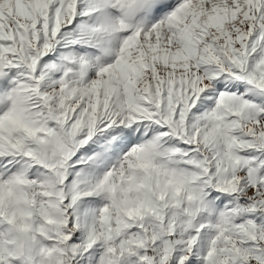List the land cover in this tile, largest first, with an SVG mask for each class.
<instances>
[{
    "label": "snow or ice",
    "instance_id": "obj_1",
    "mask_svg": "<svg viewBox=\"0 0 264 264\" xmlns=\"http://www.w3.org/2000/svg\"><path fill=\"white\" fill-rule=\"evenodd\" d=\"M0 264H264V0H0Z\"/></svg>",
    "mask_w": 264,
    "mask_h": 264
}]
</instances>
